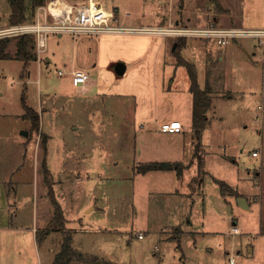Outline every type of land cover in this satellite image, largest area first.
<instances>
[{"label": "rangeland", "instance_id": "1", "mask_svg": "<svg viewBox=\"0 0 264 264\" xmlns=\"http://www.w3.org/2000/svg\"><path fill=\"white\" fill-rule=\"evenodd\" d=\"M99 1L105 9H117V25L123 27L160 28L146 15L153 20L173 14L182 27L215 24L264 30V0ZM9 14L7 0H0V27L10 25ZM136 18H142L141 23ZM16 48L12 41L8 58L0 61V176L27 155L23 168L28 181L19 195L7 182L12 191L4 194L6 204L17 201L20 218L26 221L23 226H32L37 175L38 194L43 196H38L36 222L42 228L38 236L45 229L50 234L48 244L41 245L40 264L52 262V252L59 251L64 234L48 214L51 206L42 165L33 171L34 148L38 145L42 155L40 135L45 134L21 117L26 79L27 97L34 107L50 106L52 111L44 121L41 118L44 132L53 136L48 143L50 179L66 212L72 245L83 257L70 264H264V34L230 39L224 45L213 37L186 36L180 42L179 37L161 33L49 34L42 58L25 69L15 59ZM180 57L194 65L199 87L209 90L206 113L211 123L200 136L192 127L193 96L188 71L178 64ZM75 58L96 64L89 72L93 91L102 94L105 102L91 90L86 99L78 91L60 90L63 81L72 86L69 67ZM117 62L126 66L122 75L114 70ZM56 68L64 74L57 75ZM118 108H122L120 117L115 113ZM154 112L158 124L177 119L191 123L189 132L175 140L153 130L148 138L137 137L135 144L134 133L155 126L150 124ZM24 131L28 137L21 135ZM190 150L195 176L190 175V185L183 183L178 193L166 183L151 182L150 175L144 176H149L148 181L134 173L133 159L139 153L188 155ZM91 166L93 172L86 174L84 170ZM156 185L154 191L147 190ZM169 189L174 193L164 192ZM238 197L246 200L247 207L238 204ZM232 226L240 232L234 234Z\"/></svg>", "mask_w": 264, "mask_h": 264}, {"label": "crops", "instance_id": "2", "mask_svg": "<svg viewBox=\"0 0 264 264\" xmlns=\"http://www.w3.org/2000/svg\"><path fill=\"white\" fill-rule=\"evenodd\" d=\"M48 1L49 0H46L45 3H47ZM77 1H80V0H77ZM77 1H71V2H77ZM95 1L102 4L99 0H95ZM109 10H111V9H109ZM112 11L117 16V9H115V10L112 9ZM33 12H32L31 18L29 20L32 19ZM135 16H138V15H135ZM146 16L149 19V21H152L153 23H155V25H157L156 27L166 28L167 26L164 25L166 23H168V25H169L168 27H176V26L180 27L181 26V25H179L180 21L178 19H175L173 14H169L166 16L164 15V17L157 16L153 20L150 18L151 14H147ZM142 18H139V19L136 18V20H139V22L141 23ZM134 22H136V21L134 20ZM174 24H176V26H173ZM210 25L215 26V24H210ZM5 26H7V25H5ZM147 28H149V27H147ZM59 36H61V35H58V37ZM33 51L35 53L34 49H33ZM35 55H36V53H35ZM44 58L47 61V63H52V59L50 57L45 56ZM35 60L36 61L38 60L37 55H36ZM19 62H21V61H19ZM95 65L96 64L92 63V62L91 63H87L85 61L78 62V60L75 58L70 63L69 73L71 71L78 70V69L85 70L89 73L90 69L95 68ZM56 69H60V68H56ZM56 69H54V70H56ZM125 70H126V68H125ZM21 75L22 74H20V78L23 80L24 76L21 77ZM69 76H70V74H69ZM89 76H90V74H89ZM26 78H29V71L26 72ZM93 80L94 79H92V77L90 76L88 83L82 88H75V87L71 86L70 84H68V82H66L67 81L66 80V81L62 82L60 90L61 91L64 90V92L66 91V89H72L73 92L78 91L79 93L83 94L82 95L83 97H81L83 99H86L87 95L85 96V94H88V92H90V90H91V93H95L94 94L95 97H100L102 99V101L105 102L103 96H101L102 94H100L98 91H93V88L95 87V83ZM23 84H24V82H23ZM25 87H26L25 88V91H26L25 92V102L29 107H31L33 110H36L38 112L39 122H40L39 123L40 132L44 133L46 136V151L44 152L43 148H42V155H39V146L35 145L34 155H33V171L34 172L39 171V166L42 165V163L44 162L45 168H46L47 173H48L47 174L48 175L47 181L49 184H51L52 190L54 193V197L57 201V197H56L57 193H56L55 187L53 186L54 182L50 179L51 178V171L49 169L50 168V166H49L50 151L48 149V143L52 140L53 136H52V134L48 133L47 131L44 132L43 122L41 124V118H43V117L47 118V116H49L52 111L49 109L50 106L44 107L42 105L39 109L34 107V104L27 97V93L29 91L27 79H26ZM23 90H24V87H23ZM117 96H121V95H117ZM109 97H111V95ZM107 102H109V101L107 100ZM104 106H107V105H104ZM113 106L115 107L116 105H113ZM105 108L108 109L109 107H105ZM115 111H113V112L117 113V117H120L118 114L121 113L122 108H118ZM23 113H24V110L21 114L22 119L29 122V126H30V120L24 118ZM153 116H154V118H152V120L150 121V124H154L155 126L152 127L151 130H147V129H145V127H142L143 129L141 132L134 133L135 144L137 143V137L141 138V139L148 138L149 134H150L149 132H152L153 130H155V132L163 133L159 130L160 125L164 122L170 121V120H162V122L158 124L156 122L157 112H154ZM44 118H43V121H44ZM56 121H60L61 123H63L66 121V119L65 120H56ZM56 121L54 123L55 125L61 124V123H56ZM178 121H180V120H178ZM180 123L182 125V131H180L178 133H163V134L170 135V137H173L175 140H177L178 138H182L185 134H187L189 132L191 123L183 124L181 121H180ZM210 123H211V121L209 122V124ZM70 125H73V124H70ZM141 126H143V125H141ZM76 129L78 130V127H76ZM21 135L24 137L25 136L28 137V135H23V134H21ZM188 152H189L188 155H176V153H174V152L171 155L162 154V152L160 154L155 155L154 152L150 151L151 155H145V156L140 155V153H139V155H136V157H134V159H133L134 170L140 164V162L147 163V162H152V161L178 162V163L182 164L183 166H182V168L180 167L181 172H177L176 170H160V171H148L145 173H140V172H137L135 170L134 173L135 174L137 173L139 176L142 177V179L145 178V180H148V181L151 180V179H147L149 176L148 177H144V176L150 175V178L153 179V180H151V182H153L155 180L154 183H157V185H161V186H164L166 183L167 185L173 187L172 189H174L175 193H178L180 191L183 183L186 185H190L189 176L195 174V172L193 171V169L195 168V164H194L193 160L191 159L193 157V155L192 154L190 155L191 150ZM21 156H22V161L21 162H20V160L18 161L17 167L12 168L11 170L5 169L3 174H2V177L0 176V264H40L41 263L40 257L42 256L41 245L42 244H48L46 240L49 238V235H50L48 230L45 229L46 231L43 230V233H44L43 236L41 238L38 236L40 230L42 229V228L41 229L38 228L37 222H36V219L38 218V208L40 206V201H41V200L39 201L38 196L40 198H43V196L38 194L39 193V185H38L37 175H36V183L34 181V183H35L34 184V190H33V199L34 200H32V207H31L32 219L29 222V223H32V226H30V227H27V226L24 227L23 226V224H25L26 221H23L20 218L21 217L20 216V210L17 207V201L13 205H11V203L6 204V202H5L6 197H5L4 193H6V195L9 196L10 192L13 190L15 195H17V194L19 195L20 194L19 193L20 187H22V185H24L28 181L27 179H25L26 171L23 168L27 155H21ZM19 157H20V155H19ZM184 159L188 160V162L183 163ZM97 168H98V165H97ZM184 171H187L186 174H184L185 173ZM84 172L86 174L87 173L89 174V172H93V167L91 166V167L86 168L84 170ZM66 174L67 173L64 172V175H66ZM155 174H166V176H163L160 179ZM70 175H71V172H70ZM96 175H97V177H95L94 181H92L95 184L97 183V180H98V173H96ZM68 176H69V174L66 175V177H68ZM43 177H44V174H43ZM78 178L79 177H75L74 179H78ZM88 180H89V178H88ZM7 182L12 184V187H11L12 190L6 188ZM44 182H45V186L47 188L46 189V197L49 198L48 184L46 183L45 177H44ZM147 182H145V183H147ZM157 185L151 186V187L147 188V190H149V192H152L155 190V187H158ZM40 190L42 192V188ZM164 192L170 193V194L174 193L173 190H171V189L165 190ZM180 194H182V193H180ZM184 194H186V193L184 192ZM187 194L189 195L190 191ZM20 199H22V198H20ZM49 202H50L51 209L49 210L48 214H50L51 220H52L53 207H52L50 199H49ZM23 203H24V201L21 200V206H23ZM59 204H60V202H59ZM60 206H61L62 211L64 213V217H65L66 221L68 222V219L66 217L67 216L66 212H65V210L61 204H60ZM72 206L74 208H76V204L72 205ZM73 207H72V211H74ZM84 207H86V206H84ZM13 208H16L13 211L14 213L11 212L13 210ZM45 208H47V207H45ZM96 208H98V207H96ZM180 215L185 216V212L180 213ZM234 221L235 220L233 219V225H235ZM76 232H78V230H76ZM41 239H42V242H40ZM47 247L49 249L48 251L52 250L51 246H47ZM56 253H57L56 251L52 252L51 257H53ZM34 255H36L37 260H33V259H35Z\"/></svg>", "mask_w": 264, "mask_h": 264}, {"label": "built area", "instance_id": "3", "mask_svg": "<svg viewBox=\"0 0 264 264\" xmlns=\"http://www.w3.org/2000/svg\"><path fill=\"white\" fill-rule=\"evenodd\" d=\"M118 17L112 10L105 9L95 0L71 2L68 0H49L39 5L33 12L31 20L10 24L0 28V38L30 35L34 39V50L41 59L47 48L49 34L62 35L64 33L73 36H96L107 33L143 32L161 33L173 37L201 36L216 38L218 43L227 44L230 39L241 36L263 35L264 30H240L225 29L214 26L206 28L168 27V28H130L117 25ZM57 75H63V69H56ZM70 81L73 87H84L89 79V73L78 69L71 71ZM163 133H178L182 131V125L178 120H170L160 125ZM257 156V152H253ZM234 234L240 230L232 226ZM138 236H142L138 233ZM232 262V260H231Z\"/></svg>", "mask_w": 264, "mask_h": 264}, {"label": "trees", "instance_id": "4", "mask_svg": "<svg viewBox=\"0 0 264 264\" xmlns=\"http://www.w3.org/2000/svg\"><path fill=\"white\" fill-rule=\"evenodd\" d=\"M10 6L9 23L18 24L28 21L31 18L34 9L42 4H45L46 0H7ZM29 3V8H28ZM29 12V13H28ZM181 38L180 42H181ZM12 41H16V53L15 59L21 61L22 69L29 66L30 62L36 59V55L33 51L34 40L30 35L15 36V37H5L0 38V61L7 59V49ZM178 50V43L174 52ZM178 64L184 65L188 71L190 79V90L193 96V111H192V127L195 130L197 136H200L202 130L209 124V119L207 117V110L210 107V97L208 95L209 90L207 88L201 89L197 82V74L194 65L187 61L186 59L180 57ZM22 74V73H21ZM23 77V75H21ZM25 88L21 92V104L24 110L23 117L29 119L33 130L39 129V114L29 107L25 102ZM41 134V145L43 151H46V137ZM180 163L178 162H168V161H152L138 165L137 172L145 173L148 171H160V170H176L181 172ZM43 173L48 184V195L53 207V217L51 222L55 223L57 228L64 234L63 240L60 245L59 251L54 255V258L50 264H70L72 260H81L82 255L73 247L72 242V232L66 229V219L60 204L56 201L51 184L48 183L47 177L48 173L45 168L44 162L42 163ZM135 168V169H136ZM179 174V173H178ZM224 185V183H223ZM226 186V185H225ZM231 194L234 192L229 189ZM225 191H221L225 195ZM236 195V193H233Z\"/></svg>", "mask_w": 264, "mask_h": 264}, {"label": "water", "instance_id": "5", "mask_svg": "<svg viewBox=\"0 0 264 264\" xmlns=\"http://www.w3.org/2000/svg\"><path fill=\"white\" fill-rule=\"evenodd\" d=\"M125 64L123 62H117L115 65H114V70L117 74L119 75H122L124 72H125ZM23 135H27V131L25 132H22ZM238 201V204L241 206V207H247L246 205V200L243 198V197H238L237 199Z\"/></svg>", "mask_w": 264, "mask_h": 264}]
</instances>
